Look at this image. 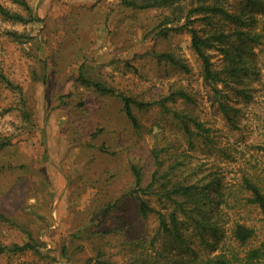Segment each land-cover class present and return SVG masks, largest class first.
<instances>
[{"label": "rangeland", "instance_id": "374dc122", "mask_svg": "<svg viewBox=\"0 0 264 264\" xmlns=\"http://www.w3.org/2000/svg\"><path fill=\"white\" fill-rule=\"evenodd\" d=\"M25 1L28 9L0 0L30 19L21 23L0 16V213L5 217L0 219V243L32 248L0 254V264H85L98 254L125 263L135 244L131 240H152L149 254L173 258L193 252L204 257L221 248L241 258L249 247L264 244V216L246 201L249 193L239 181L243 170L264 177V150L255 147L264 145V1L244 27L255 26L263 37L243 55L246 74L226 85L203 82L188 33H156L155 10L132 9L119 0ZM224 4L232 13L247 8L241 0ZM220 22L226 31L235 29L233 22ZM10 30L22 37H11ZM154 52H173L189 71L160 62ZM210 52L214 66L221 68L220 52ZM79 73L112 87L115 94L77 83ZM177 87L188 91L193 102L177 100L170 108H186L209 128L207 142L193 134L190 147L177 121L157 105H132L138 122L133 127L118 95L152 101ZM217 98L228 105L238 128L219 110ZM189 128L196 132L190 122ZM169 143L165 155L174 153L188 167H199L201 181L217 174L229 194L226 203H218L211 193L215 201L205 208L218 229L214 236L202 234L215 251L183 215L181 239L157 232L155 216L137 212L130 164L138 163L146 181L153 169L150 149ZM150 203L165 211L155 196ZM235 222L255 231L246 245L232 237ZM255 264H264V254Z\"/></svg>", "mask_w": 264, "mask_h": 264}, {"label": "trees", "instance_id": "16d2710c", "mask_svg": "<svg viewBox=\"0 0 264 264\" xmlns=\"http://www.w3.org/2000/svg\"><path fill=\"white\" fill-rule=\"evenodd\" d=\"M14 3L28 9L25 0H12ZM264 0H241L246 3V7L237 12H228L225 7V0H119V3L125 7L139 10H155L153 29L158 35L166 37L171 32L184 31L190 36V48L195 53L200 62V75L203 82L208 84L221 83L226 85L229 81H238L241 74L247 72L246 63L243 55L250 51L252 45L258 44L263 37L261 32L255 30V26L250 25L254 21L252 11L263 7ZM0 16L3 20L13 22H28L30 19L22 14L11 11L0 3ZM229 21L235 23L233 31H226L220 21ZM8 34L19 39L21 34L10 30ZM217 50L222 55L225 63L221 68L214 66L211 60V52ZM158 60L169 62L176 65L184 72L189 71L186 63L173 52H154ZM3 77V76H1ZM4 82L10 85L9 80L3 78ZM76 82L89 86L99 93L115 94L112 87L106 86L99 80L89 78L83 73H79ZM215 96L218 89L213 86ZM169 92L161 95L152 101L134 100L123 94H118L123 102L124 114L133 125L138 127L137 119L132 111V105L138 108H145L151 105H157L163 113L170 114L181 128L182 134L186 137L187 143L193 147V134L201 137L205 142L208 141L209 128L203 126V123L194 117L189 116L187 109L182 111L170 108L169 103L182 100L186 103H192L191 94L182 87L172 88ZM219 110L226 116L229 123L238 128L235 119L229 115L228 105L222 100H218ZM260 117V116H258ZM264 119H262V123ZM189 122L193 124L196 132L189 128ZM0 143V148L3 146ZM167 145H154L150 149V160L153 165L146 181H143L144 173L138 163L130 164L132 176L131 194L136 198V209L141 217L155 216L157 232L166 233L175 237H180L179 227L181 225L180 215L185 219L191 220L198 230L201 231V239L204 245L209 246L211 251H215L216 245L207 242L203 238L202 232L210 231L212 236L217 232V225L209 221L205 214L206 209L215 199L211 193L217 197L218 203H226L227 194L224 191L225 185L222 178L212 173L206 181H201L197 177L199 167H188L185 159L176 156L174 153L165 155V151L170 147ZM258 150H264V145L255 146ZM225 156L230 158L229 153ZM168 163L166 164V162ZM239 181L243 190L249 193L246 201L254 205L264 216V177L249 175L244 170L239 176ZM155 196L157 203L164 210L155 208L150 203V197ZM170 203L169 208H165L166 203ZM108 205L104 206V209ZM104 212V210H103ZM5 217L0 213V219ZM198 218V219H197ZM254 229L244 223L235 222L232 228V237L240 245H246L254 236ZM182 239V238H181ZM134 246L128 249L130 257L125 263H115L105 258L100 259L102 254L95 258H88L85 264H255L263 256L262 247L251 246L244 251L240 258L231 248H221L218 253L206 255L204 257L193 252L187 258L168 257L160 252L154 256L149 254V249L153 246V241L147 243L131 240L129 243ZM149 245V246H148ZM32 245L29 243L3 245L0 243V254L18 253L30 250Z\"/></svg>", "mask_w": 264, "mask_h": 264}]
</instances>
